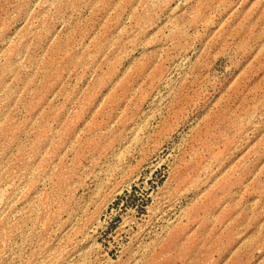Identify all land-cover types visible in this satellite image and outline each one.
<instances>
[{
  "label": "rangeland",
  "instance_id": "obj_1",
  "mask_svg": "<svg viewBox=\"0 0 264 264\" xmlns=\"http://www.w3.org/2000/svg\"><path fill=\"white\" fill-rule=\"evenodd\" d=\"M0 264H264V0H0Z\"/></svg>",
  "mask_w": 264,
  "mask_h": 264
}]
</instances>
